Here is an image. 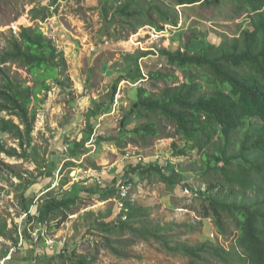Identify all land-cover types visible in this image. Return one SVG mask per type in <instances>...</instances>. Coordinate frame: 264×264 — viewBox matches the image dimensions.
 <instances>
[{
  "label": "rangeland",
  "instance_id": "1",
  "mask_svg": "<svg viewBox=\"0 0 264 264\" xmlns=\"http://www.w3.org/2000/svg\"><path fill=\"white\" fill-rule=\"evenodd\" d=\"M53 4L55 9L48 8L46 0H0V67L32 84L25 68L13 63L3 65L1 58L13 39L19 36L22 27H39L55 41L59 50L64 51L69 78L65 86L52 83V90L43 95L45 100L37 114L30 146L25 144L21 147L14 136L0 130V141L5 149H16L19 155L9 156L0 151V259L17 243L19 231L24 230L27 246L38 237L39 241L34 244L33 250L18 254L10 264H25L36 257V253L39 254V264H79L82 258H87L89 264H222L213 258L204 263L194 262L182 254L172 253L158 241L137 238L125 229L114 234L105 231L101 226L103 223L125 222L129 203L145 209L149 214L148 218L136 222L138 229L153 230L158 225L162 226L167 228L165 234L174 245L186 243L196 247L209 243L231 252L235 256L231 264H241L239 259H242L243 250L237 247L239 232L235 224L229 221L226 234H221L213 217L205 218L211 178L202 179L200 165L204 163V153L196 150L189 151L185 157L176 156L175 153L186 145L185 141L177 135L173 124L155 116L148 120L131 117L128 120L133 119L134 123L131 122L127 129L132 130L153 120L160 130L157 137L146 140L130 135L119 137L123 118L133 105L139 103V89L158 95L173 83L148 77L136 84L130 80L122 81L112 112L101 113L92 121L94 133L85 142L86 150H81L88 153L77 157L71 150L74 143L88 138L89 111L97 103L108 104L114 82L120 77L127 78L129 53L122 50L123 42L134 50L137 61L146 51L159 54L162 48L174 51L182 48L194 30L204 34L209 43L218 45L224 39L240 35L241 24L248 22V13L235 15V6L231 3L222 8L209 9L177 6L170 13L178 19L174 29L165 27L168 31L160 33L146 25L132 34L131 28L123 23L105 27L109 20L105 22L102 18L99 0H53ZM138 33L141 35L137 36ZM136 39H141L140 45H134ZM124 58L126 61H122ZM146 58L139 63L146 76L162 70L176 75L178 80L175 82L184 80L183 74L168 66L166 59L152 55ZM2 116L10 118L6 114ZM106 137L120 141H117L118 144L114 140L104 141L97 145L96 139ZM92 139L95 140L94 147L90 144ZM173 144H177V148ZM133 148L144 157L159 155L165 161L169 160L177 166L180 174L184 172L188 175V184L185 182L171 187L162 181L159 174L140 179L138 176L133 178L134 188L128 199L118 202L120 198H112L100 204L98 187L103 185L97 182V178L101 176L103 180L108 174H114L111 167L115 158L119 159L118 163ZM25 150L31 154L27 155ZM93 164L97 166L95 169ZM123 170L119 173L122 174ZM91 173L93 176H90ZM124 176L118 177L119 181ZM52 181L58 189L49 191ZM82 182H91L94 191L88 190L82 195V202L68 213L63 223L59 224L63 217L45 223L47 227L44 228L43 240L42 231L36 223L38 217L29 221L27 204L33 199L31 214L39 215V208L47 199L63 193L72 192L74 195L76 185L80 188L86 186ZM186 185L203 192L202 196H185L182 190ZM218 188L211 193L217 194L223 189L222 196L228 190L227 187ZM48 193L50 196L46 197ZM46 238L55 241V251L46 249Z\"/></svg>",
  "mask_w": 264,
  "mask_h": 264
},
{
  "label": "trees",
  "instance_id": "2",
  "mask_svg": "<svg viewBox=\"0 0 264 264\" xmlns=\"http://www.w3.org/2000/svg\"><path fill=\"white\" fill-rule=\"evenodd\" d=\"M227 3L235 6V15H249L248 22L241 24L240 35L217 45L194 30L182 48L159 50V57L182 73L184 80L175 82L176 75L162 70L151 72L149 79L173 85L165 87L158 95L140 88L138 107L133 105L123 118L119 137L130 135L146 140L160 134L158 123L153 120L128 130L131 117L148 120L155 116L173 124L177 135L186 143L176 156L185 157L189 151L196 150L204 153V163L200 165L202 179L211 178L205 218L213 217L221 234H226L229 221L235 224L239 232L237 247L243 250L241 264H264V0H99V8L102 18L109 20L105 27L123 23L135 34L137 28L146 25L159 32L167 24L177 26L178 19L170 16L177 6L209 9L222 8ZM153 54L146 51L142 56ZM8 63L25 68L32 84L0 67V130L14 136L21 147L30 146L37 114L45 100L43 95L49 94L52 83L65 86L69 80L67 60L64 51L59 50L41 28L22 27L1 58V64ZM144 79L147 78L136 62L127 78L120 77L114 82L108 104L97 103L87 114L88 138L74 144L71 150L74 156L88 153L81 150H86L85 142L94 133L92 121L101 112H112L120 83L130 80L136 84ZM2 114L10 118H3ZM113 140L110 137L96 139L97 145ZM173 146L177 148V144ZM0 151L19 156L16 149H5L1 141ZM25 153L31 154L28 150ZM93 167H97L96 164ZM153 171L160 173L162 181L169 186H176L168 176L161 174L158 164L130 167L128 173L150 175ZM219 186L227 187V192L222 196L223 189L217 194L211 193ZM106 191L110 196L116 194V188H106ZM202 194L200 192L199 196ZM49 196L50 193L46 197ZM81 200L71 193L47 199L39 208L38 220L46 223L63 217L61 224ZM32 203L33 199L27 204L29 214ZM127 207L125 222L103 223L102 228L112 234L125 229L137 238L158 241L172 253L182 254L194 262L204 263L209 258L218 259L222 264L235 261L231 252L209 243L196 247L186 243L174 245L165 234L167 228L159 225L153 230L138 229L136 222L148 218L149 214L129 203ZM32 218L35 217L30 214L29 220ZM79 264H89V261L82 258Z\"/></svg>",
  "mask_w": 264,
  "mask_h": 264
},
{
  "label": "crops",
  "instance_id": "3",
  "mask_svg": "<svg viewBox=\"0 0 264 264\" xmlns=\"http://www.w3.org/2000/svg\"><path fill=\"white\" fill-rule=\"evenodd\" d=\"M134 40V39H133ZM124 43L125 42H123L122 44V50L123 51H125V52H128L129 54H131V55H129L128 54V57H127V60L129 61V63L127 64V66L126 67H128V68H126V69H128V73L130 72V71H133L134 70V64L137 62L138 64L140 63V61H141V58H146L147 56H142V57H140V59L137 61L136 60V57H134V55H133V53H134V50H132L129 46H127V45H124ZM125 56H127V55H125ZM155 56V55H154ZM118 57H120V56H118ZM147 59V58H146ZM122 61H126L125 60V58H124V60H122ZM142 62V61H141ZM131 64V65H130ZM133 65V69L131 68V66ZM127 73V74H128ZM144 75V77H145V75L146 74H143ZM146 79H144V80H140L139 82L141 83V82H144ZM108 81V80H107ZM125 81V80H124ZM123 81V82H124ZM138 82V83H139ZM102 114H108V113H106V112H101ZM100 113V114H101ZM99 114V115H100ZM98 115V116H99ZM97 116V117H98ZM134 123V120L132 119L131 121H130V123ZM74 144H76V143H74ZM73 144V145H74ZM134 149V148H133ZM136 152H137V154H140V155H142L141 154V152L138 150V149H134ZM86 155V154H85ZM156 156H157V158H156ZM156 156H150V157H145L146 158V161H147V164H150V163H153V164H158V166H159V168H160V171H161V174H164V175H166V176H168L172 181H174L175 183H176V185H179L180 183H185V182H188L189 180H188V175L186 174V173H184V172H182L181 174H180V170L179 169H177V166H175V164H171V162L169 161V160H166L165 161V158H162L161 156H159V155H156ZM122 160L121 161H119L118 163H117V160H119V159H117V158H115V162L112 164V167H111V169L113 170L112 172H114V174H112V173H110V174H108L107 176H105L104 177V181H105V185L104 186H99L98 187V192L99 193H101V198H100V200L101 201H99L100 202V204H102L103 202H107V201H109L110 199H112V198H119V193H118V189L119 188H117L118 186H117V184H118V182H119V180L120 179H118V177H121L122 175H126V174H128L129 176L131 175V176H133V178H135V177H138V176H140L138 179H140L141 177L142 178H145V176H147V175H142V174H138V172L137 173H135V174H132V173H128V171H129V169H130V167H139L141 164H139V163H136L134 160H130V161H128V160H126L125 158H124V156L121 158ZM121 163V164H120ZM146 164V165H147ZM123 165V166H122ZM146 165H143V166H146ZM174 165V166H173ZM94 169H95V167H94ZM124 169V170H123ZM119 170H123V172H122V174H120L119 173ZM157 172L155 171H153V172H151L150 173V175L151 174H154V175H156V176H158V174L160 175V173H157ZM149 175V174H148ZM152 176L153 178L155 177V176ZM48 177V176H47ZM54 181V180H53ZM53 181H52V184L48 187V189H49V191H53V190H55V189H58L57 187H56V185L57 184H55V183H53ZM82 184L83 185H86V186H82V188H80L79 187V185H76V192H75V194H74V196H78V197H80L81 199H82V195L85 193V192H87L88 190L91 192V191H94V190H92L93 189V187H92V183L91 182H82ZM188 184V183H187ZM89 185H91L90 187H89ZM95 187V186H94ZM55 188V189H54ZM74 188V189H75ZM106 188H111V190H113V188H116V194L115 195H112V196H110V195H108L107 194V191H106ZM72 189V188H71ZM81 189H83V191L84 192H82L81 193ZM33 195V194H32ZM71 195H73L72 194V192H71ZM106 197V198H105ZM81 202H82V200H81ZM119 202V201H118ZM103 205V204H102ZM32 213V212H31Z\"/></svg>",
  "mask_w": 264,
  "mask_h": 264
},
{
  "label": "built area",
  "instance_id": "4",
  "mask_svg": "<svg viewBox=\"0 0 264 264\" xmlns=\"http://www.w3.org/2000/svg\"><path fill=\"white\" fill-rule=\"evenodd\" d=\"M46 5H47L48 8L55 9V4H53V0H46ZM166 28L174 29L175 27H172L170 25H166ZM168 29H166L165 31H162L160 33L166 32V31H168ZM153 31H154V29H153ZM139 35H141V34L138 33L137 36H139ZM134 37H136V35ZM132 39H131V41H133ZM141 39H143V37H141ZM141 39H136V43H134V45H140L141 44ZM157 56H158V54H157ZM145 59L146 58H141V61H144ZM145 77L147 78L146 75H145ZM94 141L95 140L92 139V141L90 142L92 147L95 146L94 145ZM124 158L126 160H128V161L134 160L136 163H139L141 165H146L147 164L146 158L143 155L137 154V152L134 149H132L131 151L127 152L124 155ZM156 158H157V156H156ZM90 176H93L92 173L90 174ZM97 179H98L97 182L100 185L104 186L101 176H99V178H97ZM117 186L119 188L118 189L119 198H120L119 202L122 199H128L130 197L132 188H134L133 176L125 175L123 177V179L118 182ZM182 191H183V194L185 196H193V197L199 196V193H200L197 188L190 187V186H184ZM30 214H31V211H30ZM30 214L27 213L28 217L30 216ZM39 215H40V213H39ZM39 215L35 214V215H32V216L39 217ZM36 223H38L39 229L42 231V238L44 240V237H45L44 228L47 227V225L45 223H43V222H40V221H38V222L36 221ZM46 223H48V222H46ZM29 231L32 232L31 229H29ZM38 241H39V237L36 238L35 242H33L32 244L27 246L28 242H27V238H26V232L24 230H20L19 234H18V237H17V243L15 245H13L12 247H10L6 251V253L0 259V264H10L12 261H14L16 259L18 254H22V252H24L25 250H28V249L33 250L34 249V244L37 243ZM44 243L46 245V249H49L51 251L52 250L55 251L56 246H55V241L54 240H49L48 238H46ZM38 257H39V254L36 253V257L30 258L25 264H39L38 261H39L40 258H38Z\"/></svg>",
  "mask_w": 264,
  "mask_h": 264
},
{
  "label": "clouds",
  "instance_id": "5",
  "mask_svg": "<svg viewBox=\"0 0 264 264\" xmlns=\"http://www.w3.org/2000/svg\"><path fill=\"white\" fill-rule=\"evenodd\" d=\"M167 25H169V24H167ZM171 26V25H170ZM165 27H166V25H165ZM172 27H176V26H172ZM164 30H165V28H164ZM163 30V31H164ZM156 52V51H155ZM148 56H150V55H148ZM152 56H154V55H152ZM157 56V53L155 54V56L154 57H156ZM159 56V55H158ZM148 77V76H147ZM140 83V82H139ZM187 183V182H186ZM187 186V185H186ZM189 186V185H188ZM191 187V186H190ZM200 194V193H199Z\"/></svg>",
  "mask_w": 264,
  "mask_h": 264
},
{
  "label": "water",
  "instance_id": "6",
  "mask_svg": "<svg viewBox=\"0 0 264 264\" xmlns=\"http://www.w3.org/2000/svg\"><path fill=\"white\" fill-rule=\"evenodd\" d=\"M105 22H107V21L105 20ZM136 107H138V104L136 105Z\"/></svg>",
  "mask_w": 264,
  "mask_h": 264
}]
</instances>
